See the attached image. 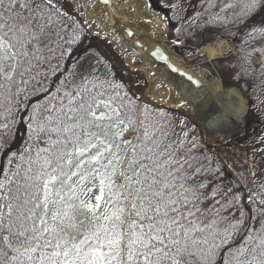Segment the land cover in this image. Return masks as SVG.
<instances>
[{
  "label": "snow or ice",
  "instance_id": "6c2138e0",
  "mask_svg": "<svg viewBox=\"0 0 264 264\" xmlns=\"http://www.w3.org/2000/svg\"><path fill=\"white\" fill-rule=\"evenodd\" d=\"M163 7L183 66L140 48L176 81L168 103L200 96L193 66L207 57L190 42L209 35L238 41L235 79L264 81V0ZM82 11L70 0H0V264H264V137L226 163L198 125L138 101L90 54L99 25Z\"/></svg>",
  "mask_w": 264,
  "mask_h": 264
},
{
  "label": "bare ground",
  "instance_id": "6f19581e",
  "mask_svg": "<svg viewBox=\"0 0 264 264\" xmlns=\"http://www.w3.org/2000/svg\"><path fill=\"white\" fill-rule=\"evenodd\" d=\"M80 1L88 10L86 14L99 25L91 29L93 34L116 41L113 38L115 33H121L122 28L128 25L135 39H138L144 48H151L154 45L161 47L173 57V63L183 66L182 58L162 39L166 31L165 22L149 8L144 7L145 0H111V7L105 5L90 7L88 0ZM157 29L163 31H157ZM122 37V42H116L130 53L125 60L126 65L145 77L147 85L144 98L150 103L187 112L191 118L200 123L205 132L212 134L217 141L225 140L223 139L225 135L227 138L235 136L249 127L251 106L245 91H242L240 86L235 83H224L208 71L200 72L196 70L198 66H193V71L201 80L203 88L198 98L189 97L191 107L178 108L174 103L167 102L168 89L172 88L176 81L172 75H169L163 62L154 61V58L149 57L147 52L142 51L135 43L134 38L128 40L125 34ZM228 49V44L218 42L200 49L199 54L213 61L221 57ZM209 120L213 121L214 127L209 126ZM233 139L235 138L231 141Z\"/></svg>",
  "mask_w": 264,
  "mask_h": 264
},
{
  "label": "trees",
  "instance_id": "16d2710c",
  "mask_svg": "<svg viewBox=\"0 0 264 264\" xmlns=\"http://www.w3.org/2000/svg\"><path fill=\"white\" fill-rule=\"evenodd\" d=\"M159 5L161 6L162 9H165L168 13V16H170V14L172 13L171 11H169L167 8L163 7V5L167 2V0H158ZM257 21L261 20L258 19L257 17L255 18ZM172 24L175 25L176 27H179V24L173 20ZM175 31L174 28L170 27V32L168 35V38H174L175 37ZM215 37L214 36H205L203 38V42L201 43V41L197 40V41H193L190 42L191 46H195L196 44H209L212 41H215ZM238 41L236 40V45H237ZM84 47H90V54L91 53H100L104 56V54L97 49L96 44H95V40L91 37H89V39L85 42ZM240 54L238 53L237 56H239ZM235 56V57H237ZM105 57V56H104ZM235 57H230L227 59H220V60H216L213 62V68L215 69V71L218 73V75L224 80H233L238 82L240 85H242L245 90L248 93V97L250 100H254V98L252 97V88L254 86H257L259 84L264 83V81L261 80V78L259 77V75L257 74L255 77H251V76H244L242 77L240 80H237L234 78V73L237 71L236 67H233V64H235V60H233V58ZM105 59L107 60V63L110 67H112L116 77L120 80H122L123 82H126L129 84V87L131 88V92L134 93L135 98H137L139 91H141L142 85L144 83V80L139 76V75H130L126 72H124L121 68H118L114 65H112L110 63V61L105 57ZM229 61H232L233 63L230 64ZM121 65V64H120ZM212 72V69H209ZM255 101V100H254ZM174 118L179 120V119H184L186 121H190L184 114V112H179V111H173ZM22 135L19 134L16 136V139L14 141V145L20 144L21 140H20V136ZM261 137H264V127H260V124L257 122L255 123V121H251V124L249 125V127L247 128L246 132H245V137L244 138H239V139H233L228 146H225L223 149L220 150V153L222 154V157L226 158V163H232L234 161V159L236 157H241L243 158L245 155L247 156H251L252 155V151L251 149L253 148L254 145L256 146H261L259 145V140ZM258 155H264V153H258ZM237 176V178H240L238 176V172L235 174Z\"/></svg>",
  "mask_w": 264,
  "mask_h": 264
},
{
  "label": "rangeland",
  "instance_id": "374dc122",
  "mask_svg": "<svg viewBox=\"0 0 264 264\" xmlns=\"http://www.w3.org/2000/svg\"><path fill=\"white\" fill-rule=\"evenodd\" d=\"M70 2L73 4V9L75 10L76 6L77 5H81L83 6V11L82 12H79L77 13L78 15H80L81 17H83L84 15H87V8L81 3L80 0H70ZM88 3L90 5V7H93L95 5H97V0H88ZM154 5L155 7H158L159 9H161V6L159 5V2L158 0H154ZM166 14L168 15L167 11H166ZM160 17L163 19V17L165 15H162L161 13H159ZM170 16H172V13L170 14ZM258 19H264V13H261L259 16H257ZM163 21L165 23L166 20L163 19ZM168 25V23H167ZM93 34V33H92ZM95 35V34H94ZM97 36V35H95ZM98 37V36H97ZM99 38V42H100V45L101 47L103 48V50L108 54L110 55L117 63L121 64V66L123 67H126L127 69H129V71L131 72H134V70H132L131 68H129L127 65H126V58L129 56V52L124 49L122 46H120L116 41L114 40H108L106 38ZM162 39L164 40L165 44H168V40L164 38V36L162 37ZM226 41H229V40H226ZM119 42H122V40L119 39ZM217 42V41H215ZM210 45V44H209ZM171 47V46H169ZM178 48H175L173 49L179 56H180V52H181V47L180 45H177ZM201 47H205V46H202ZM173 48V47H171ZM224 54V53H223ZM197 55L199 56V54L197 53ZM226 55V54H225ZM200 57V56H199ZM224 57V56H223ZM213 61H208L205 60L203 61L200 65H194V66H198L199 68H205L207 69L206 71L210 72L211 70L209 69H212L213 72L215 73V70L213 69ZM254 63H257L258 64V61L257 62H254ZM218 74V73H216ZM140 76V75H139ZM218 78L221 79V77L219 75H216ZM142 78V76H140ZM143 79V78H142ZM223 82H228V83H234L232 82L231 80H226L224 81L223 79H221ZM146 80H145V83H143L142 85V88H141V91H139V93L141 94H144V91H145V88H146ZM138 93V94H139ZM252 97L254 98V100L252 101V112H251V115H250V118L251 121H255V123H259L260 124V127H264V104L261 103V100H264V83L262 84H259L257 86H254L252 88ZM248 94V93H247ZM249 96V95H248ZM139 101V100H138ZM172 111H179V112H182L181 110H172ZM185 116L193 123H195L196 125L199 126L201 132L204 133V136H205V140L208 142V144L212 147H214L217 151V153L220 154V156L222 157V154L220 153V150L223 149L225 146H228L229 143L231 142V139L232 138H236V139H239V138H244L245 137V132L246 130H242L239 134L235 135V136H232L230 138H227L223 141H220L219 143H217V140L212 136V134L208 133V132H205L203 127L200 125V123H198L195 119L191 118L187 112H184Z\"/></svg>",
  "mask_w": 264,
  "mask_h": 264
},
{
  "label": "water",
  "instance_id": "95a60500",
  "mask_svg": "<svg viewBox=\"0 0 264 264\" xmlns=\"http://www.w3.org/2000/svg\"><path fill=\"white\" fill-rule=\"evenodd\" d=\"M163 14H164V12H162ZM116 23V22H115ZM126 29H129L127 26H124L123 28H122V33H126L127 34V31H126ZM128 36V35H127ZM129 37V36H128ZM129 38H133V37H129ZM137 44V43H136ZM139 47H140V44H137ZM149 56V55H148ZM124 70L125 71H127V69L126 68H124ZM237 84V83H236ZM238 85V84H237ZM241 87V86H240ZM140 101H142V102H147V103H149L148 102V100L147 99H145L144 98V96H140ZM249 104H251V102H249Z\"/></svg>",
  "mask_w": 264,
  "mask_h": 264
},
{
  "label": "clouds",
  "instance_id": "9594fccd",
  "mask_svg": "<svg viewBox=\"0 0 264 264\" xmlns=\"http://www.w3.org/2000/svg\"><path fill=\"white\" fill-rule=\"evenodd\" d=\"M209 126H210V127H214L215 125L212 123V124H210Z\"/></svg>",
  "mask_w": 264,
  "mask_h": 264
}]
</instances>
